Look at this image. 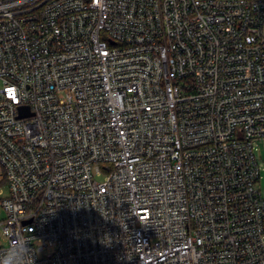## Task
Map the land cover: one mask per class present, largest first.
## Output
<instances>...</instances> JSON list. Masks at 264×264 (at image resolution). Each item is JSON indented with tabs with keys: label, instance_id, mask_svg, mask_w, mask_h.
<instances>
[{
	"label": "built area",
	"instance_id": "2783aa9c",
	"mask_svg": "<svg viewBox=\"0 0 264 264\" xmlns=\"http://www.w3.org/2000/svg\"><path fill=\"white\" fill-rule=\"evenodd\" d=\"M1 82L0 264H264V0H0Z\"/></svg>",
	"mask_w": 264,
	"mask_h": 264
},
{
	"label": "rangeland",
	"instance_id": "374dc122",
	"mask_svg": "<svg viewBox=\"0 0 264 264\" xmlns=\"http://www.w3.org/2000/svg\"><path fill=\"white\" fill-rule=\"evenodd\" d=\"M2 86H3V83L1 82L0 90ZM254 149H255L256 160L260 167V173H261V178L258 180L257 186L259 190L262 192V194L264 195V141L254 142ZM103 180H104L103 177L97 178L98 182H102ZM6 195H7V192H6ZM0 198H3V197H0ZM5 218H6V213L2 209H0V222L4 221ZM2 227L3 226L0 225V245L5 246L7 242H6V238L4 236Z\"/></svg>",
	"mask_w": 264,
	"mask_h": 264
},
{
	"label": "water",
	"instance_id": "95a60500",
	"mask_svg": "<svg viewBox=\"0 0 264 264\" xmlns=\"http://www.w3.org/2000/svg\"><path fill=\"white\" fill-rule=\"evenodd\" d=\"M29 115H30V112H29V108L28 107H21L20 108L19 118H23V117H26V116H29Z\"/></svg>",
	"mask_w": 264,
	"mask_h": 264
},
{
	"label": "snow or ice",
	"instance_id": "6c2138e0",
	"mask_svg": "<svg viewBox=\"0 0 264 264\" xmlns=\"http://www.w3.org/2000/svg\"><path fill=\"white\" fill-rule=\"evenodd\" d=\"M9 92H10V94H11L12 90H9Z\"/></svg>",
	"mask_w": 264,
	"mask_h": 264
}]
</instances>
